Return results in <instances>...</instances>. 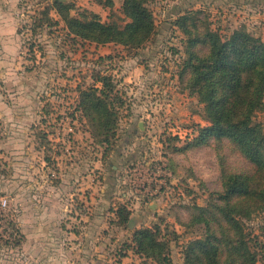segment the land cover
Returning <instances> with one entry per match:
<instances>
[{
  "label": "rangeland",
  "instance_id": "1",
  "mask_svg": "<svg viewBox=\"0 0 264 264\" xmlns=\"http://www.w3.org/2000/svg\"><path fill=\"white\" fill-rule=\"evenodd\" d=\"M65 2L74 15L127 21L123 0ZM53 3L0 0V264H158L137 251L144 227L185 264L187 245L204 236V223L189 226L200 208L213 226L223 221L209 206L223 170L253 166L228 140L193 143L210 123L187 88V37L176 21L201 10L224 37L244 28L264 40V0H153L156 29L137 48L79 38L56 9L58 25L32 31ZM92 87L111 114L104 134L80 104ZM256 120L264 124V111ZM243 221L249 239L264 242V208Z\"/></svg>",
  "mask_w": 264,
  "mask_h": 264
},
{
  "label": "trees",
  "instance_id": "2",
  "mask_svg": "<svg viewBox=\"0 0 264 264\" xmlns=\"http://www.w3.org/2000/svg\"><path fill=\"white\" fill-rule=\"evenodd\" d=\"M152 1L123 0L122 13L127 21L120 24L103 21L98 13L86 9L74 15L71 4L54 0L52 6L47 4L37 11L28 27L37 31L58 25L51 15V10L56 9L69 31L79 38L137 48L156 29ZM201 15V10H190L176 21L187 37L182 73H188L187 88L198 95L204 105L203 116L210 123L200 129L193 143L204 144L211 137L217 142L228 140L253 168L250 173L223 170V189L211 193L209 201V206H218V212L210 211L212 216L221 214L223 221L220 228L213 226L208 207L200 208V215L189 226L204 223V236L187 245L185 264H257L264 242L249 239L243 219H252L264 208V124L256 120L257 114L264 111V40L244 28L224 37L206 15ZM108 79L98 80L105 87ZM97 91L98 87L83 90L80 104L91 123L97 125L98 133L104 134L111 114ZM100 92L105 93L103 88ZM120 217L125 222L130 219L126 208ZM134 239L138 253L158 264H173L170 242L161 238L159 230L136 229Z\"/></svg>",
  "mask_w": 264,
  "mask_h": 264
},
{
  "label": "water",
  "instance_id": "3",
  "mask_svg": "<svg viewBox=\"0 0 264 264\" xmlns=\"http://www.w3.org/2000/svg\"><path fill=\"white\" fill-rule=\"evenodd\" d=\"M66 0H60V2H65Z\"/></svg>",
  "mask_w": 264,
  "mask_h": 264
}]
</instances>
